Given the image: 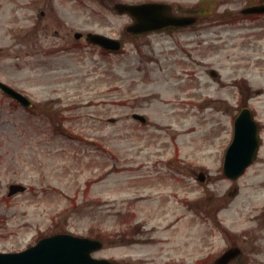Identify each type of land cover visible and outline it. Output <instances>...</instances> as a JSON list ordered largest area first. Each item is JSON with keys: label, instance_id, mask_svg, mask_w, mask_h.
<instances>
[{"label": "rangeland", "instance_id": "rangeland-1", "mask_svg": "<svg viewBox=\"0 0 264 264\" xmlns=\"http://www.w3.org/2000/svg\"><path fill=\"white\" fill-rule=\"evenodd\" d=\"M169 1L174 6L190 0ZM249 1L229 0V8L235 11ZM116 17L107 14L98 28L127 36L126 18ZM206 25L197 35L191 30L150 34L114 54L89 46L78 53L66 48L1 53L0 79L22 89L34 106L26 109L0 91V251L21 250L40 236L69 231L100 235L103 247L96 256L127 254L131 264H159L153 257L164 242L115 246L133 229L140 241L149 233L138 220L143 211L135 206L130 212L127 177L132 168L147 169L132 167L133 160L152 162L161 174L181 166L183 177L173 183L182 195L199 196L195 204L202 214L195 233L178 231L179 240L196 242V262L184 264H211L206 255L225 249L226 239L243 247L258 243L262 232L257 233L253 215L264 206V132L258 156L243 175L229 180L221 168L241 76L252 88H262L249 102L264 121V18L247 17L216 29ZM244 33L259 37L256 64L242 60L238 45ZM10 44V37L0 35L3 50ZM132 111L143 113L146 122L132 119ZM165 157L174 161L168 167L159 159ZM199 171L207 174L206 182L196 179ZM14 182L27 188L8 196ZM205 210L218 211L222 222H208ZM151 235L169 237L170 232L156 228ZM248 264H255L254 257Z\"/></svg>", "mask_w": 264, "mask_h": 264}, {"label": "flooded vegetation", "instance_id": "flooded-vegetation-1", "mask_svg": "<svg viewBox=\"0 0 264 264\" xmlns=\"http://www.w3.org/2000/svg\"><path fill=\"white\" fill-rule=\"evenodd\" d=\"M140 3L167 6L166 9L159 11L170 15L193 16L195 17V22L182 28L169 26L141 34H132L126 30L127 36L123 34L117 36L114 32L108 34L98 28L102 18L105 19L107 14L114 18H117L116 16L126 18V26L125 24L124 26L127 27L132 22V17L126 11H121L116 7ZM239 11V8L235 11L229 8V0L179 1L174 6L169 0H0V35L7 37V39L11 38V44L7 49L3 50V47L0 46V56L4 51L7 52L5 54L11 51L15 55H19L22 52L25 54H42L52 53L55 50L58 52L64 51L65 48L71 49L72 53H78L87 46L101 50L98 45L87 43L85 36L89 32L117 38L122 42L123 48L128 42L133 43L135 39L158 32L173 34L191 30L196 31L195 35H197L202 33L200 29L205 28V24H207L206 27L216 29L233 26L246 19L245 16L239 14ZM249 18L255 22L264 18V15H251ZM55 38L59 43H52ZM244 38L245 40H242L243 42L238 45L239 48L241 47L242 60L256 64L261 61L259 57L253 55L256 51L255 46L259 37L255 34L244 33ZM228 42L229 37L224 40V43ZM230 47L231 45L227 48ZM110 53H116V51ZM252 87L254 86L249 84L244 76H241L238 98L241 107L249 106L250 98L262 91L261 87ZM253 109L252 112L259 122L262 134L264 122ZM158 162L159 160H157ZM154 165L156 164L149 165L151 167L149 171H153V173L139 174V172H135L130 175L128 180V188L131 191L130 197L133 201V207L130 212L132 215L135 213V206L137 212L139 210L143 211L144 215L138 220L143 224L141 227L149 233L145 232L146 235H144L143 241H140L134 236V232L137 229H133L128 231L127 236L120 239L115 246L128 245L131 247L137 243L149 246L151 243L155 244L161 241L166 243L164 246H159L164 249L162 252L161 250L158 251L161 253L153 257L157 258L159 264H184L188 261H193L196 255V246L193 245L194 240L191 239L184 242L182 236L179 240L178 231L189 228V231L193 229L195 233L199 215L196 210V200H192L187 193L182 197L181 189L173 183L176 177L181 179V176L176 175L172 171L168 176L159 174V170ZM143 199L142 205L140 201ZM209 211L206 212V219L211 224L222 222L218 211L216 213ZM254 218H257L259 225L257 233L260 234L262 232L260 234L261 239L258 238L256 240L258 243L255 246L243 247L240 244L230 243V240L226 239V242H228L226 247L238 246L239 248V254L231 261L232 264H248L252 261V257H254L255 264L264 263V206L257 209V212L253 215ZM133 223L136 224L135 216L133 217ZM121 224L124 226L122 231H125L127 229L126 224L123 222ZM156 228H163L166 232L169 231L170 236L165 235L162 238H155L151 235V232L155 231ZM180 241L184 242L183 249ZM209 256L212 264L217 253L211 252ZM131 258L134 260L136 257L132 256ZM110 262L111 264H131L127 254L120 257L113 255L110 258Z\"/></svg>", "mask_w": 264, "mask_h": 264}, {"label": "water", "instance_id": "water-1", "mask_svg": "<svg viewBox=\"0 0 264 264\" xmlns=\"http://www.w3.org/2000/svg\"><path fill=\"white\" fill-rule=\"evenodd\" d=\"M153 6V5H152ZM148 6H133L128 10L135 16V22L132 25L141 30L147 28L159 27L162 23L183 24L189 22V18H166L164 13L155 9H147ZM154 10L152 19L147 21L144 12ZM246 11H264V5L252 6ZM142 16V17H141ZM89 40L100 43L102 46L117 48L118 44H112L111 40H107L100 36H90ZM0 86L23 105L29 106L30 102L25 97L15 92L7 85L0 82ZM134 117L143 120V116L133 114ZM259 145L258 125L253 119L250 110L243 108L234 121L233 138L225 151L223 161V173L227 177L235 178L239 176L256 156ZM9 194L23 190L21 184H11L9 186ZM101 242L97 239L87 237H79L69 233H55L40 238L35 245H32L18 252H0V264H109L105 259L92 258L90 251L99 248ZM236 253L235 249H230L216 259L214 264H226L227 261Z\"/></svg>", "mask_w": 264, "mask_h": 264}]
</instances>
